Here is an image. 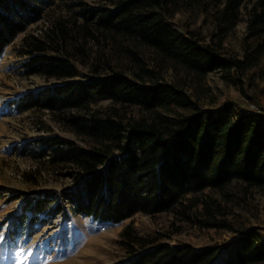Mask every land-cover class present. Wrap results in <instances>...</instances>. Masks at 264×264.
I'll use <instances>...</instances> for the list:
<instances>
[{
    "label": "trees",
    "instance_id": "obj_1",
    "mask_svg": "<svg viewBox=\"0 0 264 264\" xmlns=\"http://www.w3.org/2000/svg\"><path fill=\"white\" fill-rule=\"evenodd\" d=\"M59 1L0 0V61L18 35ZM112 2L113 7L82 14L87 31L92 28L108 42L121 39L150 49L156 55L153 66H140L132 74L113 71L107 77L98 71L82 74L69 53H63L68 28L61 25L45 38L24 39L28 56L24 73L56 82L10 101L9 108L20 113H68L72 130L95 145L83 148L59 136L35 141L41 145L40 157H49L55 173L72 177L75 186L27 198L8 197L23 198L21 211L12 217L10 238H30L36 224L44 226L48 218L60 215L66 221L72 217L120 224L137 214L174 212L202 228H229L217 215L211 218L214 205L206 202L198 212L201 202L188 205L187 200L235 183L264 190V104L258 103L254 111L229 98L209 110L194 96L206 76L221 72L229 80L237 78L248 101L258 97L250 90L264 81V0ZM244 9L247 36L241 55L232 54L225 42L243 20ZM180 13L194 20L210 18L214 28L207 35L186 27L179 30L175 19ZM133 48L125 50L133 54ZM169 72L174 76L171 81L165 79ZM101 100L135 108L136 113L101 115L91 108ZM204 212L210 219L200 218ZM8 222L0 223V231ZM236 231L229 242L197 249L127 228L124 264H264V229Z\"/></svg>",
    "mask_w": 264,
    "mask_h": 264
},
{
    "label": "rangeland",
    "instance_id": "obj_2",
    "mask_svg": "<svg viewBox=\"0 0 264 264\" xmlns=\"http://www.w3.org/2000/svg\"><path fill=\"white\" fill-rule=\"evenodd\" d=\"M113 0H60L56 6L46 11L44 16L28 26L6 49L0 61V223L9 221L0 231V264H124L128 260L127 250L122 243L123 232L132 228L142 236L158 235L172 245L191 244L197 249L209 244L229 242L236 230L264 229V190L245 189L241 184H232L221 191H205L197 196H190L187 204L197 202L196 210L202 211L204 203L214 205L213 215L230 224L229 228H202L188 220L186 216L165 212L156 215L137 214L120 224H98L89 219L66 221L63 215L48 218L44 226L35 225L34 234L27 238H10L12 217L21 210V199L8 198L18 195L27 198L36 193L49 190L61 192L75 186L72 177L55 173V166L49 163V157H40L39 138L59 136L73 140L79 147L92 148L95 143L85 136L76 134L66 119L68 113L53 114L42 111L18 112L9 108V102L36 91L56 81L43 76H28L24 73V62L28 56L24 48L25 38H45L51 29L56 31L62 25L69 34L63 41V53H69L82 74L92 75L95 71L102 77L113 74V71L132 74L140 66H153L156 55L148 48L135 47L121 39L108 42L92 28L85 27V11L91 8L113 7ZM247 5H251L247 3ZM180 13L175 21L185 27L199 30L207 35L214 28L212 20H203ZM242 21L225 42L232 54L242 53L243 41L247 36L248 19L243 10ZM196 21V22H195ZM93 33L95 36H93ZM133 49L125 50L126 48ZM135 54V55H134ZM142 59V60H139ZM171 72L165 79L171 81ZM231 78V77H230ZM233 78V77H232ZM224 78L221 72L206 76L201 88L194 93L195 99L204 109L216 110L226 101L233 98L246 103L248 107L264 104V81L252 94H257L255 101H248L240 91V82ZM191 92V90H189ZM258 108V106H256ZM94 112L101 115L136 113L132 107H124L109 100L97 101L91 106ZM251 109V108H250ZM26 146V150L21 149ZM33 174L35 180H30ZM33 177V176H31ZM216 205L219 209H216ZM183 210V207H182ZM192 213H190L191 215ZM207 212L200 213L201 219H210ZM5 243V244H4Z\"/></svg>",
    "mask_w": 264,
    "mask_h": 264
},
{
    "label": "built area",
    "instance_id": "obj_3",
    "mask_svg": "<svg viewBox=\"0 0 264 264\" xmlns=\"http://www.w3.org/2000/svg\"><path fill=\"white\" fill-rule=\"evenodd\" d=\"M250 108H251L252 110H254V111L257 110V107H256V106H252V105H251Z\"/></svg>",
    "mask_w": 264,
    "mask_h": 264
}]
</instances>
